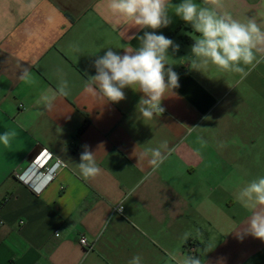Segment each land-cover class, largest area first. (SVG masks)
<instances>
[{
    "label": "crops",
    "instance_id": "obj_1",
    "mask_svg": "<svg viewBox=\"0 0 264 264\" xmlns=\"http://www.w3.org/2000/svg\"><path fill=\"white\" fill-rule=\"evenodd\" d=\"M222 10L264 28V0H223ZM169 15L155 32L179 45L168 63L180 87L144 124L142 93L126 88L125 100L107 103L85 91L94 61L138 48L144 30L114 25L106 0H0V134L17 132L0 144V264H129L137 254L171 264V251L202 264H264V241L238 238L252 210L235 198L264 176V62L243 80L212 65L190 70L198 34ZM61 78L70 94L47 111L37 101ZM161 141L167 158L152 171L141 154ZM84 146L101 169L89 180L76 165ZM44 151L65 166L37 194L18 175Z\"/></svg>",
    "mask_w": 264,
    "mask_h": 264
},
{
    "label": "clouds",
    "instance_id": "obj_2",
    "mask_svg": "<svg viewBox=\"0 0 264 264\" xmlns=\"http://www.w3.org/2000/svg\"><path fill=\"white\" fill-rule=\"evenodd\" d=\"M106 6L114 25H131L144 31L139 37L138 48L125 49L123 55L108 49L94 61L96 74L86 80L85 91L101 96L107 103L125 100L126 88L142 93L136 114L144 124L165 112L162 101L175 96L174 90L180 87L179 75L168 63L169 49L175 53L179 51V45L155 32L172 23L170 10L191 26L192 33L198 34L193 39L191 55L185 57L190 70L204 73L212 65L222 72L237 74L243 80L264 62V28L255 17L241 21L223 11V0H201V3L182 0L177 5L171 0H106ZM75 50L79 51L78 48ZM69 94L68 82L61 78L57 90L51 95H42L37 103L51 111L58 95L66 97ZM16 136L15 130L5 131L0 134V144L9 147ZM167 150V141H161L157 147H146L141 155L155 171L167 158ZM76 165L85 180L94 178L101 171L95 153L87 146ZM235 198L243 207L252 210L247 225L237 233L238 238L251 235L264 241V176L244 185ZM188 236L185 233L184 239ZM167 255L171 264H202L198 254L171 251ZM129 264H142V257L134 255Z\"/></svg>",
    "mask_w": 264,
    "mask_h": 264
},
{
    "label": "built area",
    "instance_id": "obj_3",
    "mask_svg": "<svg viewBox=\"0 0 264 264\" xmlns=\"http://www.w3.org/2000/svg\"><path fill=\"white\" fill-rule=\"evenodd\" d=\"M51 159L52 155L44 151L27 170L18 175V179L33 192L40 193L44 187L55 180L59 170L65 166L61 161L51 162ZM123 209L122 205H118L114 211L121 214ZM56 236H58V233H56ZM79 244L87 250L92 249V245L83 236L79 239Z\"/></svg>",
    "mask_w": 264,
    "mask_h": 264
},
{
    "label": "trees",
    "instance_id": "obj_4",
    "mask_svg": "<svg viewBox=\"0 0 264 264\" xmlns=\"http://www.w3.org/2000/svg\"><path fill=\"white\" fill-rule=\"evenodd\" d=\"M87 125H88V122H87V120H85L83 122L82 126L80 127V132L83 131L87 127Z\"/></svg>",
    "mask_w": 264,
    "mask_h": 264
}]
</instances>
